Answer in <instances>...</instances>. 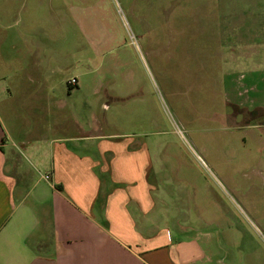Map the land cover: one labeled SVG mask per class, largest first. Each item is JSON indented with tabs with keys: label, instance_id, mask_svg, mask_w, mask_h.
Wrapping results in <instances>:
<instances>
[{
	"label": "rangeland",
	"instance_id": "rangeland-1",
	"mask_svg": "<svg viewBox=\"0 0 264 264\" xmlns=\"http://www.w3.org/2000/svg\"><path fill=\"white\" fill-rule=\"evenodd\" d=\"M7 48L43 57L79 131L138 140L171 223L264 264V0H0Z\"/></svg>",
	"mask_w": 264,
	"mask_h": 264
},
{
	"label": "crops",
	"instance_id": "crops-1",
	"mask_svg": "<svg viewBox=\"0 0 264 264\" xmlns=\"http://www.w3.org/2000/svg\"><path fill=\"white\" fill-rule=\"evenodd\" d=\"M16 54L0 49V264H224L203 230L169 221L138 140L79 131L43 57Z\"/></svg>",
	"mask_w": 264,
	"mask_h": 264
},
{
	"label": "built area",
	"instance_id": "built-area-1",
	"mask_svg": "<svg viewBox=\"0 0 264 264\" xmlns=\"http://www.w3.org/2000/svg\"><path fill=\"white\" fill-rule=\"evenodd\" d=\"M73 82H75V79L74 78H71V79L68 80V83H73ZM42 176L45 179H48V177H49L48 174H46V173H44Z\"/></svg>",
	"mask_w": 264,
	"mask_h": 264
}]
</instances>
